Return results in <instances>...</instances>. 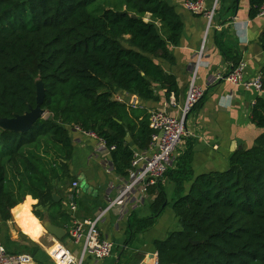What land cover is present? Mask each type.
Here are the masks:
<instances>
[{"label":"trees","instance_id":"1","mask_svg":"<svg viewBox=\"0 0 264 264\" xmlns=\"http://www.w3.org/2000/svg\"><path fill=\"white\" fill-rule=\"evenodd\" d=\"M247 1V17L254 20L264 0ZM182 33L180 17L164 0H0V119L35 108L36 82L44 88L41 119L24 133L0 129V229L11 213L17 219L26 196L37 201L32 214L40 221L36 207L65 214L52 194L73 180L72 128L114 147V173L129 174L132 146L147 151L153 131L147 110L116 94L156 102L162 90L166 99L176 98V79L157 60L174 63L170 47L179 45ZM258 43L264 52V28ZM218 47L235 67L240 58ZM260 74L264 86V66ZM250 120L263 132L251 148L229 157L225 171L194 176L182 156L165 174L174 184L171 207L181 229L153 242L155 264H264L263 98ZM161 182L148 189L155 195L150 216H130L126 243L169 205Z\"/></svg>","mask_w":264,"mask_h":264},{"label":"crops","instance_id":"2","mask_svg":"<svg viewBox=\"0 0 264 264\" xmlns=\"http://www.w3.org/2000/svg\"><path fill=\"white\" fill-rule=\"evenodd\" d=\"M164 1L174 7L183 23L179 45L170 47L174 63L157 60L163 70L176 79L177 97L171 95L166 99L164 92L157 90L156 102L141 101L136 96L125 93H117L116 98L132 107L145 109L148 113L158 110L178 118L191 78V65L202 45L208 20L202 15L188 12L184 8L185 0ZM202 4L204 9L209 10L214 0H203ZM247 10V0L218 1L211 29L206 36V59L198 72L196 80L198 86L205 87L208 76L216 73L225 75L233 68V61L226 59L218 44L233 57L246 62L244 72L246 79L260 74L264 66V52L260 49L258 40L264 28V17L258 16L254 20H249ZM205 89V97L187 116L186 135L176 152L179 162L182 156L189 158V166L194 176L225 171L229 165V157L237 151L251 148L255 138L263 132L251 123L250 114L256 100L264 99V94L243 90L226 82H218ZM172 100L174 107L170 105ZM72 142L73 154L69 170L73 177L72 182L76 181L79 184V191L73 196L63 192L58 197L61 205L65 202L67 204L73 197L77 209L73 213L66 210L62 216L51 213L50 218L47 209L41 208V212L47 214L48 222L64 228L65 231L71 222L91 219L102 210L115 198L116 187L119 185V176L109 170L111 165L109 155L100 156L95 152L94 139L78 131H72ZM132 149L134 154L143 158L149 156L148 151H138L133 146ZM161 183L169 205L155 220L154 225L136 234L129 243H126L130 216L134 215L138 219L149 217L151 201L135 207L130 206L122 214L110 212L98 228L101 236L113 243L112 255L99 262L88 257L83 264H155L156 251L153 242L163 240L168 233L181 229L171 207L174 184L168 176ZM189 185L190 182L185 183L184 188L187 190ZM36 204L31 197H25L17 205V219L15 220L11 213L13 220L1 227V235L4 229H9L10 233V237L4 242L6 249L13 252L16 248H23L20 254L29 257L28 264H56L53 256L58 263H63L65 260L58 258H62L64 250L70 257L76 259L80 253V246L73 244L67 235L60 241L55 238L53 240L32 214V206ZM47 235L50 238H47Z\"/></svg>","mask_w":264,"mask_h":264},{"label":"built area","instance_id":"3","mask_svg":"<svg viewBox=\"0 0 264 264\" xmlns=\"http://www.w3.org/2000/svg\"><path fill=\"white\" fill-rule=\"evenodd\" d=\"M203 0L191 2L185 0L184 8L193 15H202L208 20L206 34L202 45L195 54L191 65V78L189 81L187 93L182 107L180 108L179 117H172L164 111L149 112V128L153 131L151 141L148 148V157H141L134 154L131 163V169L126 177L119 176V185L116 187V196L110 200L108 204L91 219L85 221H73L66 230L69 240L80 246L79 256L74 259L70 257L68 252L64 250L62 264H83L86 258L90 257L95 262L102 261L112 255L114 245L111 241L101 236L98 226L104 222L107 215L116 211L122 214L128 207L143 205L144 202L154 200L155 195H150L148 189L154 187L157 183L164 179L168 170L172 169L176 161V152L179 148L183 137L186 135L184 118L188 116L192 108L204 96L207 87L218 82H226L232 86L243 90H252L258 94H264V86L261 74L246 79L244 72L246 62L240 60L238 64L232 68L228 74L216 73L208 76L205 87L196 84L200 67L206 59V36L211 29V23L219 0H214L213 6L206 10L203 8ZM259 17H264V3L259 9ZM119 100V99H118ZM120 101V100H119ZM175 106L173 100L170 104ZM72 131H78L96 141L95 152L100 155H109L114 147H107L105 143L96 137L93 133H86L78 128H72ZM110 172H114L112 164L109 168ZM71 189L77 194L79 191L78 182L71 184ZM71 201L67 206V211L73 213L77 209V204L71 197ZM66 255L68 257H66ZM56 264L58 260L53 256ZM29 257L24 254L8 253L0 241V264H28Z\"/></svg>","mask_w":264,"mask_h":264},{"label":"water","instance_id":"4","mask_svg":"<svg viewBox=\"0 0 264 264\" xmlns=\"http://www.w3.org/2000/svg\"><path fill=\"white\" fill-rule=\"evenodd\" d=\"M44 98V88L43 85L37 81L36 82V106L35 108H29V111L22 116H15L12 119H0V129L12 131L15 133H24L27 132L32 125L39 119L44 116V110L41 109ZM187 117L184 118V124L186 122ZM53 202H59V198L56 195H52ZM13 220V217H11ZM44 230L53 236L56 240H62L66 231L64 228L57 227L50 222H46L42 225ZM18 229V228H17ZM193 245L199 244L198 242H192ZM157 259V257H156ZM156 263V262H155Z\"/></svg>","mask_w":264,"mask_h":264},{"label":"rangeland","instance_id":"5","mask_svg":"<svg viewBox=\"0 0 264 264\" xmlns=\"http://www.w3.org/2000/svg\"><path fill=\"white\" fill-rule=\"evenodd\" d=\"M207 34H209V31L207 32ZM70 184H72V181H69V182H66L65 184H62V185H60L59 187H58V192H54L53 194L54 195H56V196H59L60 194H62L63 192H65L66 194H68L69 196H70V194H72V196L73 195H75V192L71 189V186H70ZM52 194V195H53ZM27 197V196H26ZM59 198V197H58ZM23 200H24V198H23ZM37 202V201H36ZM55 203V202H54ZM57 203H60V201L59 202H57ZM69 205V202L66 204V202L64 203V205H61L60 204V208H62L63 207V210L65 211V213H66V210H67V206ZM33 207V209H34V206H32ZM43 209V208H42ZM40 207H36L35 208V210H37V211H39V212H41V210H42ZM42 213V212H41ZM44 213V214H43ZM42 214H43V220H39L40 221V223H41V225H43L44 223H46V222H48V218H47V214L45 213V212H43ZM48 214H49V216L48 217H50L51 218V216H50V212L48 211ZM55 214V213H54ZM56 215H59V214H55V216ZM59 216H61V215H59ZM10 228V230H11V226L9 227ZM10 237V233H9V229H4V231H3V234L1 235V233H0V240H1V242L4 244V242H6L7 241V239ZM47 238H50L48 235H47ZM51 238H53V240H55L54 239V237H52L51 236ZM52 240V239H51ZM16 252L17 253H22L23 252V248H20V249H18V248H16Z\"/></svg>","mask_w":264,"mask_h":264},{"label":"bare ground","instance_id":"6","mask_svg":"<svg viewBox=\"0 0 264 264\" xmlns=\"http://www.w3.org/2000/svg\"><path fill=\"white\" fill-rule=\"evenodd\" d=\"M61 262V261H60ZM60 264H62V263H60Z\"/></svg>","mask_w":264,"mask_h":264}]
</instances>
